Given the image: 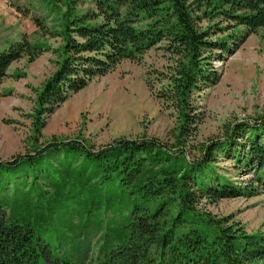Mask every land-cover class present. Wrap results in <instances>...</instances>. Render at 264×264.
<instances>
[{
	"label": "trees",
	"instance_id": "obj_1",
	"mask_svg": "<svg viewBox=\"0 0 264 264\" xmlns=\"http://www.w3.org/2000/svg\"><path fill=\"white\" fill-rule=\"evenodd\" d=\"M62 1L63 44L38 92L35 123L45 126L96 78L160 45L166 65L149 69L147 80L177 112L178 135L99 146L54 138L0 160V264H264V230L201 206L264 190V113L228 125L193 158L186 143L204 117L201 93L222 76L216 62L264 26V0ZM46 49L12 41L0 51V79L14 61ZM220 155L251 178L220 172Z\"/></svg>",
	"mask_w": 264,
	"mask_h": 264
},
{
	"label": "rangeland",
	"instance_id": "obj_2",
	"mask_svg": "<svg viewBox=\"0 0 264 264\" xmlns=\"http://www.w3.org/2000/svg\"><path fill=\"white\" fill-rule=\"evenodd\" d=\"M64 10L62 0H0V51L24 37L43 42L47 48L35 59L24 55L14 61L7 76L0 79V160L27 154L54 138L81 137L97 146L117 137L143 135L175 142L178 114L155 96L147 80L149 69L166 65L160 45L141 60L124 61L96 78L62 103L45 126L35 123L38 92L59 60ZM216 66L222 76L198 99L204 117L196 133L187 139L190 158L200 155L206 142L222 137L228 125L264 113V26ZM217 160V169L238 181L253 175L247 174L246 168L237 169L234 161L223 155ZM201 206L216 215L231 216L249 232L264 230V190L251 197L204 200Z\"/></svg>",
	"mask_w": 264,
	"mask_h": 264
}]
</instances>
